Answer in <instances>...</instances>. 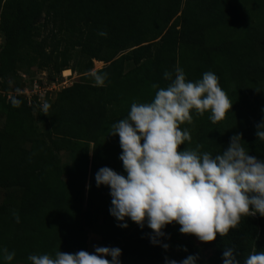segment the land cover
I'll return each instance as SVG.
<instances>
[{
    "label": "trees",
    "instance_id": "trees-1",
    "mask_svg": "<svg viewBox=\"0 0 264 264\" xmlns=\"http://www.w3.org/2000/svg\"><path fill=\"white\" fill-rule=\"evenodd\" d=\"M0 12V77L23 63L60 73L70 50L87 58L88 72L98 61L105 64L98 72L108 73L104 87L76 83L54 95L46 116L49 144L39 137L24 100L0 97V188L22 189L17 209L0 207V250L15 252L11 264H31L33 254L86 251L90 231L103 247L122 250L121 264L186 259L189 252L153 246L146 225L141 229L128 220L126 229L118 226L109 211L110 189L97 187L95 176L103 167L125 174L111 126L127 117L133 102H150L152 85L166 87L164 72L177 67L193 82L215 73L233 103L215 124L209 113H193V124L182 126L193 143L178 151L199 143L201 151L215 155L240 134L249 154L264 158V141L257 136L264 124V0H0ZM49 23L56 24L58 37L52 47L38 40L40 27ZM14 98L22 101L19 107L12 105ZM60 153L70 158L65 172ZM179 227L168 225L163 242L178 239ZM255 229L247 216L228 235L218 234L208 243L215 250L209 264H222L225 248H235L239 264H245Z\"/></svg>",
    "mask_w": 264,
    "mask_h": 264
},
{
    "label": "clouds",
    "instance_id": "clouds-1",
    "mask_svg": "<svg viewBox=\"0 0 264 264\" xmlns=\"http://www.w3.org/2000/svg\"><path fill=\"white\" fill-rule=\"evenodd\" d=\"M98 35L107 37V32ZM90 75L95 86H106L107 72L92 71ZM61 78L68 83L64 71ZM164 80L170 82L166 87L152 85L156 93L150 102H133L127 117L111 126L109 136L119 137L125 174L103 167L95 180L97 187L110 189L109 211L118 226L126 229L128 220L141 229L146 225L152 230L150 243L168 251L170 245L163 242L168 225L178 224L181 234L210 243L218 234L224 237L236 229L242 217H264V158L250 155L240 134L232 136L229 146L215 155L201 151L199 143L178 151L179 146L193 143L189 128L182 127L193 124V113H209L215 124L226 118L233 103L211 71L193 82L177 67L174 73L165 71ZM66 84L56 91L69 88ZM0 91L2 97L1 87ZM21 103L12 100L14 107ZM40 106L43 112L49 111L48 102ZM257 136L264 141V124ZM0 252L5 264H11L15 252L7 248ZM237 255L235 248H225L222 264H239ZM121 256L118 247H96L93 253L59 250L54 256L29 255L28 260L31 264H121ZM165 264H198V257L189 255L179 262L166 258ZM245 264H264V251L250 254Z\"/></svg>",
    "mask_w": 264,
    "mask_h": 264
},
{
    "label": "rangeland",
    "instance_id": "rangeland-1",
    "mask_svg": "<svg viewBox=\"0 0 264 264\" xmlns=\"http://www.w3.org/2000/svg\"><path fill=\"white\" fill-rule=\"evenodd\" d=\"M1 16V12H0ZM56 30L55 23H49L45 26L40 27V36L38 40H44L48 46H55V41L58 37H55L53 31ZM1 32V31H0ZM157 43L152 45V50L155 54ZM62 47L59 46V49ZM154 54L152 56H154ZM71 59L68 62L67 69L63 70L64 75L69 77L67 87H70L76 83H92L93 79L89 78L87 74L92 71H98L102 69L105 64L98 61H92V68L88 72L86 69L87 58L82 56L77 50H70ZM55 73L51 67L40 68L37 67L35 63L26 64L23 63L14 68V70L5 76L0 77V87L5 99L8 97H18L25 101V106L29 108L30 114L32 116V123L35 124L38 135L40 138L44 139L47 144L50 142L51 129L50 123L46 120L47 113L41 110V106L44 102L50 104V108L54 103V95L59 92H54L49 95H45L42 100V104L38 102L37 97L33 94V85L35 81L38 84H43L48 81H61V74ZM70 75V76H69ZM65 87V86H64ZM60 91V90H59ZM5 122V109L2 108V103H0V127ZM60 165L62 166L63 172L70 166V158L65 153H60ZM22 197V189L19 187L13 188H0V207L10 206L17 209ZM254 219L255 238L253 243L249 247L251 254L264 251V217L261 216H250ZM87 252L93 253L96 247H103V242H101L100 237L93 232H88L87 234ZM170 245L171 253H178L183 255V252H189L191 255L198 257V264H209V260L214 254V247L208 243H203L199 241L193 235L180 234L178 239H173L167 242ZM187 251H184V249ZM187 254V253H186ZM22 264V263H18Z\"/></svg>",
    "mask_w": 264,
    "mask_h": 264
},
{
    "label": "built area",
    "instance_id": "built-area-1",
    "mask_svg": "<svg viewBox=\"0 0 264 264\" xmlns=\"http://www.w3.org/2000/svg\"><path fill=\"white\" fill-rule=\"evenodd\" d=\"M66 81L61 82H51L47 81L43 84H38L36 81L33 85V94L37 97L38 102H42L45 95H49L51 92L58 90L61 86L65 85ZM1 94V91H0Z\"/></svg>",
    "mask_w": 264,
    "mask_h": 264
}]
</instances>
